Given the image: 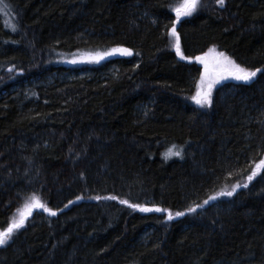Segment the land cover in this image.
Wrapping results in <instances>:
<instances>
[{
  "label": "trees",
  "instance_id": "trees-1",
  "mask_svg": "<svg viewBox=\"0 0 264 264\" xmlns=\"http://www.w3.org/2000/svg\"><path fill=\"white\" fill-rule=\"evenodd\" d=\"M4 2L0 230L34 193L57 215L35 209L0 264H264V170L187 213L264 159V72L221 81L210 107L191 99L210 48L264 70V0H200L176 23L191 60L169 34L182 0ZM115 47L133 55L64 64ZM173 145L181 156L165 159Z\"/></svg>",
  "mask_w": 264,
  "mask_h": 264
},
{
  "label": "snow or ice",
  "instance_id": "snow-or-ice-1",
  "mask_svg": "<svg viewBox=\"0 0 264 264\" xmlns=\"http://www.w3.org/2000/svg\"><path fill=\"white\" fill-rule=\"evenodd\" d=\"M216 3L223 7L225 5V0H216ZM200 4V0H182L177 6L171 10L175 13L176 21L172 24L170 35L174 38L173 47L175 48L176 54L180 57L181 60H191L193 58L187 57L181 51L180 47V37L176 31V23H178L181 18L191 16L195 11H197ZM8 5L4 0H0V11H5L7 14ZM11 30L15 32L16 26L11 25ZM112 55H122V56H131L133 55L132 50L125 47H115L111 48L105 52H96L90 53L87 56L89 61L99 62L106 57ZM194 60L203 65V72L200 75L199 82L196 84L195 95L191 99L195 104L200 107L211 106L212 105V90L219 84L221 81L227 79H234L237 81L250 82L257 76L258 73L264 72L261 68H256L255 70H250L247 67H242L240 64L236 63L231 57L227 56L224 52H217L215 48H210L207 53L201 56H195ZM71 63H77L76 59L70 61ZM12 71V69H8ZM183 149L177 148L176 145L168 148L163 156L165 159L171 158L172 156L179 157L182 154ZM264 170V159H260L258 163H254L253 166H250V174L247 176V182L240 184L239 182L233 184L230 188H222L216 195L209 196L203 201V204H195L190 206L187 209V213H194L197 209L202 208L204 205L209 204L210 201H215L219 197H231L237 190L241 187L247 188L249 183L254 180L261 171ZM77 200L83 199V197L78 196ZM94 199H107V200H117V196H107V197H94ZM74 201L69 200L67 204L64 205L67 208ZM119 203L127 205L130 208L139 210L140 212H157V213H166L167 219L172 220L177 217H182L186 215L184 211H176L173 213L167 208L161 207H145L140 204L129 203L128 200H120ZM34 209H41L44 212L48 213L50 216H56L57 211H54L52 208L41 201V198L38 197L35 193L29 197L21 208L17 209L18 218H13L8 223L7 227L0 230V246H4L12 238L14 233L19 229H22L25 226L26 221L29 217L32 216ZM63 211V209H60Z\"/></svg>",
  "mask_w": 264,
  "mask_h": 264
},
{
  "label": "rangeland",
  "instance_id": "rangeland-1",
  "mask_svg": "<svg viewBox=\"0 0 264 264\" xmlns=\"http://www.w3.org/2000/svg\"><path fill=\"white\" fill-rule=\"evenodd\" d=\"M96 53V52H95ZM88 54H90V53H86V54H78V55H72L71 57H69V58H67V57H65V58H67V59H65L64 60V64H66V65H72V66H77V65H81V64H91V63H95V61H89L88 59H87V56H88ZM110 57V56H109ZM106 58H108V57H106ZM105 58V59H106ZM73 59H76L78 62L77 63H71L70 61H72ZM103 60V59H102ZM101 61V60H100ZM99 61V62H100ZM23 206V205H22ZM21 206V207H22ZM21 207H19V208H21ZM35 210V209H34ZM33 210V211H34ZM13 218H18V215H17V211L12 215V217H11V219H13ZM27 222V221H26ZM25 225H26V223H25ZM19 230H21V229H19ZM18 230V231H19ZM11 240V239H10ZM9 240V241H10ZM8 241V242H9Z\"/></svg>",
  "mask_w": 264,
  "mask_h": 264
},
{
  "label": "water",
  "instance_id": "water-1",
  "mask_svg": "<svg viewBox=\"0 0 264 264\" xmlns=\"http://www.w3.org/2000/svg\"><path fill=\"white\" fill-rule=\"evenodd\" d=\"M125 48H129V47H125ZM129 49H131V48H129ZM132 50V49H131ZM132 53H133V50H132ZM119 58H129V57H131V56H122V55H117Z\"/></svg>",
  "mask_w": 264,
  "mask_h": 264
}]
</instances>
